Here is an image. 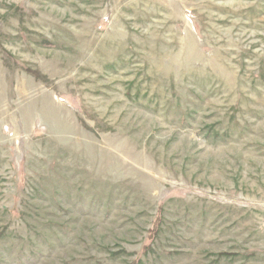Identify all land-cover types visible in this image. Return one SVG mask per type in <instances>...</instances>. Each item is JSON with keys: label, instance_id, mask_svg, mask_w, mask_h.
I'll list each match as a JSON object with an SVG mask.
<instances>
[{"label": "rangeland", "instance_id": "obj_1", "mask_svg": "<svg viewBox=\"0 0 264 264\" xmlns=\"http://www.w3.org/2000/svg\"><path fill=\"white\" fill-rule=\"evenodd\" d=\"M0 264H264V0H0Z\"/></svg>", "mask_w": 264, "mask_h": 264}]
</instances>
